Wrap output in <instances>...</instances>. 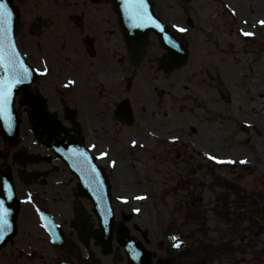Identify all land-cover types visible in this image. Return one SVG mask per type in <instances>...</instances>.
Masks as SVG:
<instances>
[{
  "label": "flooded vegetation",
  "instance_id": "1",
  "mask_svg": "<svg viewBox=\"0 0 264 264\" xmlns=\"http://www.w3.org/2000/svg\"><path fill=\"white\" fill-rule=\"evenodd\" d=\"M111 1L14 0L19 12L17 47L38 73L31 86L33 97L41 96L45 100L46 111L57 117L59 126L68 135L78 138L83 132L96 149L103 142V131L115 132L124 128L113 117L117 104L128 100L136 120L134 105L137 100H143L149 107L140 123L146 131L149 156L157 162L152 168L159 172L153 175L178 182L186 180L190 186H193L194 179L213 178L210 163L199 159L196 149L201 147L202 141L194 134L211 128L216 114L220 122H229V110L225 109L229 98H221L217 81L230 98L241 90L254 98L260 94L261 87L254 84L251 87L249 80L258 75V71L242 70L241 80H248L244 82L248 88H240L234 85L238 81V70H226L228 67H223L222 62H187L183 68L165 70L160 61L164 52L152 34L146 38L143 59L136 60L118 27ZM156 6L154 3V10ZM179 23L181 21L177 19L170 21L172 25ZM209 29L218 32V23H213ZM174 35L188 48L186 39ZM222 104L225 107H221ZM26 111V108L18 107L20 119L26 116ZM237 116L240 117V113ZM21 123V127L25 126L24 119ZM185 129L190 131L189 135L182 134L189 132ZM23 146L29 147L32 154H43L48 161L33 164V175L27 181L15 174V189L21 207L20 231L0 251V264H126L125 252L116 240L118 225H113L107 254L94 238L93 232L98 228L94 217H90L92 234L83 239L78 237L73 210L81 207L90 211L91 205L78 196L76 179L33 137H25L11 159H15ZM1 177L0 173V180ZM178 192L183 201L189 202L173 206V212L182 213L181 225L177 227L173 223L163 227V236V228L159 226H152L144 233L143 242L148 251L158 242L166 244L170 236H177L182 242L178 250H173L171 244L153 252L155 264H173L174 259H197L198 247L193 245L198 241L200 210L209 211L218 219L216 237L220 245L237 248V241L247 243L246 238L241 241L239 237L236 241L238 231L225 223V214L218 212L223 206L221 199L214 198V204L199 206L194 200L195 189H180ZM223 192L227 197L231 190ZM39 210L49 213L69 246H57L51 242L42 227Z\"/></svg>",
  "mask_w": 264,
  "mask_h": 264
},
{
  "label": "rangeland",
  "instance_id": "2",
  "mask_svg": "<svg viewBox=\"0 0 264 264\" xmlns=\"http://www.w3.org/2000/svg\"><path fill=\"white\" fill-rule=\"evenodd\" d=\"M153 2L157 3L156 12L164 21L177 19L192 22L193 30L185 31L189 51L188 61H208L213 64L222 62L223 67H228L226 70L235 68L236 71L238 70L236 73L238 81L234 85L240 88H248V85L244 84L248 80H241L242 70L258 71L259 74L249 80L251 87L253 84L261 87L258 97L254 96L257 92L252 90L254 98L249 102L245 92L241 90L231 97L226 107L224 104L221 106L229 110L233 116L240 113L243 120H239L238 124L245 123L250 126V130L245 135L239 132L230 120L220 122L216 118L211 128H204L203 132L198 130L194 134L202 141L201 149L210 156L221 159L224 163L231 161L239 164V161H245L246 169L252 171V174L245 172L241 181L237 182L234 180L235 172L230 173L226 168L227 170L215 171L214 178L194 179L193 186L188 185L189 182L186 180L178 183L165 177L164 181L155 177L146 178L150 173L149 165L153 166L157 162L152 161V157L146 154V131L140 123L144 120L145 110L149 105L144 104L143 100H137L134 105L136 126L118 131L116 135L111 132L115 135L114 143H110L109 131H103L101 137L103 140L101 145L106 152L103 153V157L106 158V162L114 163L111 172H114L116 177L115 179L113 177L112 184L114 188L118 187L115 197L119 201L115 202L116 214L122 212L128 221L127 225L131 228L135 226V231L143 236L144 231L151 230L152 226L168 225L171 220H176L169 217L174 210L173 206L187 204L178 192L180 189H195L194 200L199 206L212 205L214 198L212 193L216 191L220 193L222 188L232 189L233 192L245 194L247 204L251 207V213L247 216L248 225L258 223L256 230L259 234L258 240L261 241V245L253 247L247 254H241L240 259L245 262L244 264H264V29L261 28L264 24L260 23L264 21V9H262L264 0H190L188 4H185L184 0H153ZM177 7L179 8L176 9ZM227 12L231 16L227 15ZM213 23H218L219 30L213 32L214 38L208 39L205 30L212 33L209 27ZM244 33L252 35H244ZM261 33L263 35L261 42H246L241 39L243 36L250 38L258 34L261 36ZM189 133L190 131H184L182 134L186 136ZM100 135L98 133V136ZM105 140H108L106 145ZM108 174L110 175V171ZM218 181L219 185H217ZM122 186L125 188L123 189ZM122 199L127 200L128 204L121 206ZM164 205L168 207L163 208ZM177 213L180 212H174V215ZM203 214H205L204 218ZM198 216L200 231L205 230L201 228L204 225L211 226L207 213L201 210ZM240 226L244 228L243 221ZM172 262L178 264L181 260L174 259ZM227 263L238 264L237 260L220 264Z\"/></svg>",
  "mask_w": 264,
  "mask_h": 264
},
{
  "label": "water",
  "instance_id": "3",
  "mask_svg": "<svg viewBox=\"0 0 264 264\" xmlns=\"http://www.w3.org/2000/svg\"><path fill=\"white\" fill-rule=\"evenodd\" d=\"M8 10L11 12V18L9 21V35L13 40V34H14V26L17 22V15L13 11V7L11 5L10 0H6ZM146 9L148 15L151 17V20L144 19L143 21L138 19H133L131 17L130 12L125 7V0H113L114 5V11L118 14L119 23L121 28L124 31H127L128 33L131 32V38L133 40H136V38L141 37L140 35L147 34L149 31H154L156 35L161 37V43L165 46V49L168 52V59L177 65L184 64L186 60L187 54L185 53L182 45H175L171 39L169 38L167 31L165 28L160 24V22L154 17L152 13L151 5L148 3L147 0H145ZM15 45V44H14ZM141 48H134L136 52H140ZM21 60V59H20ZM28 82L24 80L22 83L17 84L12 89V97L11 102L9 105V112H10V119H13L15 121V115L12 112V102L13 97L18 91H24L27 89ZM26 104H28L31 107V98L26 97L25 101ZM42 114H36V117L41 121L45 117ZM33 119L34 115H30V119ZM8 120L7 118L0 119V133L2 136L6 137L7 132L6 129L8 128ZM12 121V123H13ZM17 133V126L14 123L13 125V131L10 133L11 139H13L16 136ZM88 155V154H87ZM90 158V156H89ZM93 159V158H91ZM9 175V174H8ZM9 177V176H8ZM10 178V177H9ZM0 201H3L4 207L9 210V214L7 217L8 220V227L3 232H0V247L3 246L10 237H12L15 233V217L18 211L17 206L14 203V193L11 185H8L6 188L2 189L0 191Z\"/></svg>",
  "mask_w": 264,
  "mask_h": 264
},
{
  "label": "snow or ice",
  "instance_id": "4",
  "mask_svg": "<svg viewBox=\"0 0 264 264\" xmlns=\"http://www.w3.org/2000/svg\"><path fill=\"white\" fill-rule=\"evenodd\" d=\"M125 7L133 19L141 21L144 19L151 20V17L147 13L145 0H125ZM10 18L11 12L8 10L6 0H0V119L7 118L9 120L11 118L9 105L12 89L17 84L26 80L30 75L29 68L20 60L12 38L9 35ZM260 23L264 24V21H260ZM244 35L252 34L244 33ZM46 71L47 69H45ZM210 158L215 159V157ZM241 163H245V161H241ZM93 171H95V166H93ZM8 214L9 210L4 207L3 201H0V232H3L8 227ZM172 239L177 241L173 246L179 247L180 242L178 239L176 237Z\"/></svg>",
  "mask_w": 264,
  "mask_h": 264
},
{
  "label": "bare ground",
  "instance_id": "5",
  "mask_svg": "<svg viewBox=\"0 0 264 264\" xmlns=\"http://www.w3.org/2000/svg\"><path fill=\"white\" fill-rule=\"evenodd\" d=\"M262 8H264V4H263Z\"/></svg>",
  "mask_w": 264,
  "mask_h": 264
}]
</instances>
